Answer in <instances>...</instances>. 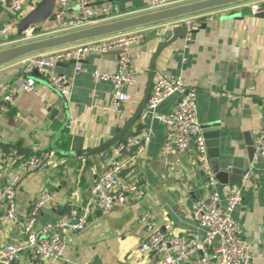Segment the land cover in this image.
Wrapping results in <instances>:
<instances>
[{
    "label": "crops",
    "instance_id": "1",
    "mask_svg": "<svg viewBox=\"0 0 264 264\" xmlns=\"http://www.w3.org/2000/svg\"><path fill=\"white\" fill-rule=\"evenodd\" d=\"M91 1L95 6L111 4L116 13L134 17L151 12L148 8L152 0ZM256 1L209 10L220 11L221 17L237 13L243 17L205 20V27L194 32L191 41L179 39L160 54L156 72L181 76L188 89L197 91L201 128L209 127L205 131L210 137L218 131L219 166L227 182L218 180L222 195L225 187L239 186L245 172L252 171L249 188L243 192L232 217L242 226L251 246L250 264H264V173L262 161L254 157L256 140L264 133V17L243 9ZM22 2L21 15L0 5V51L17 44L9 42L23 38L26 31L50 32L55 28L53 15L45 20L48 0ZM75 15L76 10L71 7L69 16ZM192 17L195 16L135 30H142L145 38L153 37ZM161 42L154 40L129 49L137 82L128 89L129 101L122 106L121 113L102 109L113 103V86L92 75L94 71L115 73L118 56L89 54L73 65L75 59L59 63L57 71L70 80L68 96L57 93L47 77L39 73L36 90L18 93L10 112L0 115V143L20 149L26 156L47 152L56 156L54 167L43 170L46 173L39 171L26 176L17 189L21 218L27 217L40 192L47 190L55 194L42 209L35 232L71 209L80 212L87 205L92 186L90 170H103L102 152L110 148L90 156L78 153L105 145L135 117L145 98L151 61ZM22 60L0 68V90L21 74ZM78 65L83 71L76 72ZM181 101V95L173 96L160 104L157 112L170 113ZM140 117L127 131L126 138H138L143 135V129L150 130L151 142L138 154L132 169L144 188V196L127 206L94 212L82 232L71 234L65 258L53 264H154L151 256L140 252L147 233L138 220L145 212L151 213L159 223L168 220L179 235L203 234L193 215L194 204L206 195L205 176L198 164L196 148L165 158V125L152 117L142 122ZM23 150L32 153L27 155ZM13 175L14 171L9 169L0 187L6 186ZM26 239L18 225H0V248L8 243L23 244ZM15 264H27L25 254Z\"/></svg>",
    "mask_w": 264,
    "mask_h": 264
},
{
    "label": "built area",
    "instance_id": "2",
    "mask_svg": "<svg viewBox=\"0 0 264 264\" xmlns=\"http://www.w3.org/2000/svg\"><path fill=\"white\" fill-rule=\"evenodd\" d=\"M199 1L203 0H152L148 10L156 12ZM0 5L16 15H21L24 11L22 0H0ZM71 7L76 10L75 16H69ZM262 7L264 0H257L244 5L243 9L248 8L257 13ZM127 15L116 13L111 4L95 6L91 0H58L53 14L56 23L53 30L43 32L31 29L25 32L23 38L9 43L77 32L128 17ZM193 16L195 17L178 21L179 25L187 29V43L191 41L193 33L201 29L205 20H218L222 15L220 11L212 13L208 10ZM144 41L145 34L142 30H129L23 58L21 74L12 83L1 87L0 115L10 112L18 93L36 90L38 83L33 75L34 70L43 73L57 93L68 96L71 92L70 80L57 71L59 63L71 59L79 61L89 54L105 55L114 51L118 52L116 72L94 71L92 75L96 80L110 82L113 86V103L102 109L121 113L122 106L129 101L128 89L137 82L129 49ZM81 71L83 68L78 65L76 72ZM186 91L188 94L184 96ZM176 95L184 98L174 110L167 114L157 112L160 104ZM150 117L166 127L165 158L196 148L198 164L205 176L206 195L193 206L194 218L203 229L202 235H179L168 220L159 223L151 213L145 212L138 220L147 233L140 252L151 256L154 264H250L251 246L242 226L233 219L232 214L239 206L243 192L249 188L252 171L245 172L239 186L232 189L225 187L222 195L198 118L197 91L188 89L181 76L165 72L156 74L140 121L145 122ZM150 142V130L143 129L142 136L128 138L110 147L109 151L102 152L104 167L101 171L95 168L90 170L92 186L85 208L80 212L71 209L54 223H47L39 232L34 231V226L42 209L48 201L54 199L55 194L47 190L40 192L27 217L21 218L17 209V189L26 176L54 167L57 164L56 156L48 152L26 156L17 148H0V181L5 179L9 169L14 171L6 186L0 187V225L16 224L27 237L23 244L8 243L0 248V264H15L21 254H25L27 264H53L63 260L71 242V234L82 232L94 212H107L127 206L133 200H141L145 191L132 169L138 154ZM126 153L130 156H126ZM254 157L262 161L264 173V133L256 140Z\"/></svg>",
    "mask_w": 264,
    "mask_h": 264
},
{
    "label": "water",
    "instance_id": "3",
    "mask_svg": "<svg viewBox=\"0 0 264 264\" xmlns=\"http://www.w3.org/2000/svg\"><path fill=\"white\" fill-rule=\"evenodd\" d=\"M250 0H203L199 2H194L190 4H185L182 6L169 8L161 11L156 12H149L146 14H141L134 17H126L119 20H114L109 23L100 24L97 26H93L91 28L72 32L68 34H63L59 36H52L49 38H44L41 40L21 44L18 46H13L8 49L0 51V68L10 64L16 60L23 59L24 57L37 54L43 51H49L54 50L57 48H61L67 45L75 44L82 41L107 37L114 34H119L122 32H126L129 30H135L143 27H147L150 25L158 24L160 26H164L167 22L174 21L176 19L194 15L197 13H201L204 11L216 9V8H222V7H228L231 5H237L244 2H247ZM56 0H48L46 3V15L45 20L49 19L53 13L55 8ZM258 17H264V7H262L257 12ZM243 16L240 13L232 14L229 16H223L221 17L224 21L229 20H238L241 19ZM206 25V22L203 23L201 28H204ZM187 34V29L185 26L179 25V26H173L166 31L160 33L159 35L153 36V37H146L145 41L142 43L143 45L152 42L154 40H161V44L158 48V50L155 52L153 59L150 64L149 69V82L147 86V91L145 94V98L136 113L135 117L130 121V123L112 140L107 142L105 145L89 151L79 152L78 154L80 156H90L95 153L102 152L106 150L107 148L112 147L117 141H119L126 133L127 131L137 122L139 119L141 113L145 109L148 99L150 97L154 79L156 76V62L160 54L167 49L168 47L175 44L179 39H184ZM105 55H118V52H109ZM77 61L74 60L71 65L76 64ZM33 75L35 77H39L38 70H34ZM188 94V91L185 92L184 96ZM182 96V100L184 98ZM203 135L206 141V147L208 150V155L211 159V165L213 168L214 173L216 174L217 179L220 182L227 183L225 172H223L220 169L219 166V141H218V131L214 134L213 137H210V135L207 134L205 131L206 129H209V127H202ZM209 139V140H208ZM211 139V140H210Z\"/></svg>",
    "mask_w": 264,
    "mask_h": 264
},
{
    "label": "trees",
    "instance_id": "4",
    "mask_svg": "<svg viewBox=\"0 0 264 264\" xmlns=\"http://www.w3.org/2000/svg\"><path fill=\"white\" fill-rule=\"evenodd\" d=\"M141 130V127H139V131ZM127 137V135L125 134L119 141H117L116 143H115V145L116 144H119V143H121V142H123V141H126V138ZM0 148H2V149H5V150H8V149H10V147L8 146V145H6V144H3V143H0ZM107 149H109V148H107ZM20 150V149H19ZM23 151H25V153L27 154V155H29L30 153H32L31 152V150H23ZM36 155H41V153H35Z\"/></svg>",
    "mask_w": 264,
    "mask_h": 264
},
{
    "label": "rangeland",
    "instance_id": "5",
    "mask_svg": "<svg viewBox=\"0 0 264 264\" xmlns=\"http://www.w3.org/2000/svg\"><path fill=\"white\" fill-rule=\"evenodd\" d=\"M51 36H48L46 38H49ZM44 39V38H43ZM37 40H41V39H30V40H25V41H21V42H17V44H15L14 46H18L21 44H25V43H29V42H33V41H37ZM25 58V57H24ZM43 173H46L45 171H43Z\"/></svg>",
    "mask_w": 264,
    "mask_h": 264
}]
</instances>
